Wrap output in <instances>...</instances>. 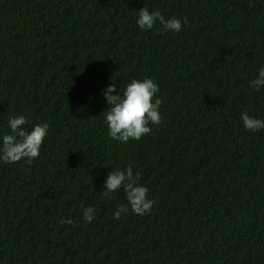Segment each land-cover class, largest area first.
I'll use <instances>...</instances> for the list:
<instances>
[{
  "label": "trees",
  "instance_id": "1",
  "mask_svg": "<svg viewBox=\"0 0 264 264\" xmlns=\"http://www.w3.org/2000/svg\"><path fill=\"white\" fill-rule=\"evenodd\" d=\"M143 7L181 30H141ZM262 66L264 0H0V147L14 115L49 124L31 163L0 160V264H264V129L240 118L264 120ZM145 77L160 124L112 139L102 89ZM128 166L150 213L102 195Z\"/></svg>",
  "mask_w": 264,
  "mask_h": 264
},
{
  "label": "clouds",
  "instance_id": "2",
  "mask_svg": "<svg viewBox=\"0 0 264 264\" xmlns=\"http://www.w3.org/2000/svg\"><path fill=\"white\" fill-rule=\"evenodd\" d=\"M157 21L163 31L181 30L180 19L175 17L166 19L160 11H149L146 7L139 9L136 23L141 30H151ZM251 87L255 91L264 87V66L259 68L257 77L251 81ZM158 92V84L148 77L132 79L122 93L118 92L114 83L102 89L108 105L105 119L109 136L114 140L127 142L130 139L139 140L149 134L151 132L149 124L159 125L161 122L159 106L162 100L156 97ZM260 116L249 111L241 112L243 127L252 131L264 129V120L258 119ZM27 122L23 114L9 118L10 133L3 135V143L0 147V160L3 162L16 163L26 158L31 163L40 155V148L48 134L49 124L37 123L31 131H28L25 129ZM139 180L140 173H134L131 166L124 171L118 168L111 170L104 181L102 195L105 198H112V193L122 188L133 213L137 215L150 213L155 201L149 198V189L140 184ZM128 211V207L117 205L114 217L120 219L122 213L126 214ZM95 212L94 207L85 208L84 220L90 223L94 219ZM60 223L73 224V220L62 218Z\"/></svg>",
  "mask_w": 264,
  "mask_h": 264
}]
</instances>
